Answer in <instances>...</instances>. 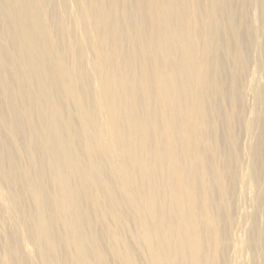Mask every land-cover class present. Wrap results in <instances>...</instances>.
<instances>
[{"label": "bare ground", "instance_id": "obj_1", "mask_svg": "<svg viewBox=\"0 0 264 264\" xmlns=\"http://www.w3.org/2000/svg\"><path fill=\"white\" fill-rule=\"evenodd\" d=\"M25 243L264 264V0H0V264Z\"/></svg>", "mask_w": 264, "mask_h": 264}, {"label": "rangeland", "instance_id": "obj_2", "mask_svg": "<svg viewBox=\"0 0 264 264\" xmlns=\"http://www.w3.org/2000/svg\"><path fill=\"white\" fill-rule=\"evenodd\" d=\"M245 171H247V169H245ZM246 209H247L248 214H250L251 212H253V209H252L251 206H249V205H246ZM235 213L238 214L236 211H235ZM126 216L129 217L128 214H126ZM237 219H238V221H239V215H237ZM203 226H204V223H201V226H200V227H203ZM239 227H240L242 230H245V229H246V224H243V222H241L240 225H239ZM128 228H131V229H133L134 231H136L137 228H138V225H137V223H135V222L131 219V220L128 221ZM62 230H65V228L63 229V227H62ZM103 232L105 233V236H104V237H107V238H108V234H107V230H106V228H103ZM209 240H210V239H209ZM210 241H211V240H210ZM211 242H212V241H211ZM104 244L107 246L109 243H108V242H105ZM24 245H25V247H27V248L29 249L30 252H32L33 257H35L36 260H37V262H38V264H40V263H41V262H40V257L38 256L35 247H34L32 244H29V243H25ZM65 245H67V244L65 243ZM212 245H213V243H210V244L207 246V255H208V256H210V255H212V254L214 253V249H213ZM66 247H67V246H66ZM83 247H84V244H82V248H83ZM112 260H113V258H112ZM147 261H148V260H147V257H145V258H144V257H143V258H140V257L138 256V262H137V264H142V262H143V264H148ZM115 263L117 264L116 261H115ZM118 264H123V263L120 262V263H118Z\"/></svg>", "mask_w": 264, "mask_h": 264}]
</instances>
